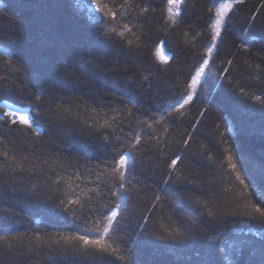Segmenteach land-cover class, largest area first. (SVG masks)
Returning a JSON list of instances; mask_svg holds the SVG:
<instances>
[{
	"label": "trees",
	"instance_id": "16d2710c",
	"mask_svg": "<svg viewBox=\"0 0 264 264\" xmlns=\"http://www.w3.org/2000/svg\"><path fill=\"white\" fill-rule=\"evenodd\" d=\"M178 11L0 0V264H264V0Z\"/></svg>",
	"mask_w": 264,
	"mask_h": 264
},
{
	"label": "snow or ice",
	"instance_id": "6c2138e0",
	"mask_svg": "<svg viewBox=\"0 0 264 264\" xmlns=\"http://www.w3.org/2000/svg\"><path fill=\"white\" fill-rule=\"evenodd\" d=\"M238 2H242V0H238ZM169 4L179 8L180 0H169ZM229 7H230V5H228V4H221L217 7V11H216V17L217 18L215 20V23L212 25V27L214 29V34L212 37L213 40H216L217 38H219L221 36V25L224 23V14H225V11H227V9ZM176 15H179V11H177ZM211 53H212V49L210 48L209 49V55H211ZM203 72H204V68L201 67L196 72L195 77L192 78L191 84L189 85L192 88V93H195L197 84L199 83L200 77L203 74ZM191 99H192V94H189L187 96L186 100H184L180 104V106L182 107L183 103H187V101L191 100ZM25 123L29 127H32L31 121H25ZM127 161H128V157L121 156L118 161H115V163H117L119 165V167L112 169V171L119 173V177L121 180H124L126 177ZM175 163L176 162L173 161V165H175ZM238 178H239V176H238ZM241 183H243V180H241ZM254 207H255V210L257 212H260L262 215H264V211H262L261 207H259V206H254ZM117 215H118L117 211L113 210L109 214H106V216L104 217L108 221L107 225L105 226V234H107L111 230V228L114 226V224L117 222ZM78 239L80 241H82L85 245L93 246V247L97 248L99 251H106L107 248L110 247V245L104 244L101 240H89L85 236H79Z\"/></svg>",
	"mask_w": 264,
	"mask_h": 264
},
{
	"label": "rangeland",
	"instance_id": "374dc122",
	"mask_svg": "<svg viewBox=\"0 0 264 264\" xmlns=\"http://www.w3.org/2000/svg\"><path fill=\"white\" fill-rule=\"evenodd\" d=\"M181 2V0H180ZM180 5V4H179ZM171 10H174V13H177L178 9L176 6L170 5ZM222 26V25H221ZM158 57L160 58L161 61H168L170 59V56L167 55L165 49L163 47H160L158 50ZM8 113L16 120L19 122H25V121H30V115L26 111H20L17 110L13 107L6 106Z\"/></svg>",
	"mask_w": 264,
	"mask_h": 264
},
{
	"label": "water",
	"instance_id": "95a60500",
	"mask_svg": "<svg viewBox=\"0 0 264 264\" xmlns=\"http://www.w3.org/2000/svg\"><path fill=\"white\" fill-rule=\"evenodd\" d=\"M238 0H234V2H237Z\"/></svg>",
	"mask_w": 264,
	"mask_h": 264
}]
</instances>
